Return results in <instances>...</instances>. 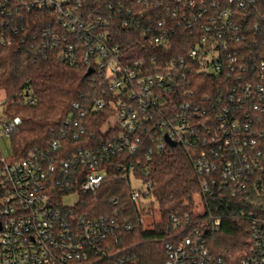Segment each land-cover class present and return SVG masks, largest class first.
<instances>
[{
    "label": "built area",
    "instance_id": "1",
    "mask_svg": "<svg viewBox=\"0 0 264 264\" xmlns=\"http://www.w3.org/2000/svg\"><path fill=\"white\" fill-rule=\"evenodd\" d=\"M224 2L222 7L219 0L209 1L217 12L201 24V34L183 57H163L149 68L120 50L110 35L113 16L106 8L88 9L86 0H0V47L85 66L100 85V97L72 102L61 135L82 140L89 113L108 109L98 128L103 136L91 133L71 151L53 138L23 158L8 161L0 154V264H135L123 234L132 223L119 222L116 209L78 214V204L64 206L62 196L76 193L82 200L115 170L117 178L129 181L142 223L141 215L157 207L146 162L154 151L170 146L165 136L188 152L206 200L217 194L238 197L250 241L240 264H264V0ZM188 4L193 7L195 1ZM204 13L202 6L192 18L174 19L173 10L172 22H147L146 40L163 46ZM244 14L251 32L243 28ZM141 18V12L127 8L117 21L139 27ZM199 72L215 74L218 83L198 97ZM113 118L116 122L103 131ZM18 122H1V133L10 135ZM145 135L151 145L141 160L135 156ZM195 216L170 214L161 264H227L207 247L221 218L209 210Z\"/></svg>",
    "mask_w": 264,
    "mask_h": 264
},
{
    "label": "trees",
    "instance_id": "2",
    "mask_svg": "<svg viewBox=\"0 0 264 264\" xmlns=\"http://www.w3.org/2000/svg\"><path fill=\"white\" fill-rule=\"evenodd\" d=\"M194 1L195 5L191 7L188 0H86L88 9L98 8L103 11L106 8L109 15L113 16L109 32L126 58L141 59L149 68L159 65L163 57L166 60L183 57L201 34V24L208 23L210 15L217 12L216 5L211 6L210 0H203V4L200 0ZM107 3H111L110 7H106ZM219 4L223 7L226 3L219 0ZM202 6L206 7V13L193 23L190 30L176 31L163 46H156L146 40L147 22L152 26L156 18L172 22L170 12L173 10L176 12L174 19H180L182 14L192 18ZM127 8H131L134 13H142L139 27L127 28L117 21L118 16H125ZM248 17V14H244L246 22L243 28L251 32ZM237 46L243 48L241 43ZM87 71L85 66L72 67L62 63L54 55L44 59L32 50L0 47V92L4 95L0 122L19 119L10 134L14 159L23 158L36 148L47 147L53 138H59L63 146L71 151L83 143L84 138L88 139L91 133L103 136L98 128L106 119L108 109L105 108L89 113L87 132L82 140L75 141L72 136L61 135L62 130L68 128L65 122L71 113L72 102L82 104L86 98L92 99L102 94L99 83L92 82L91 74ZM212 76L215 74H195L198 97L218 83ZM150 145L145 135L135 158L142 160V152ZM146 166L149 171L146 179L152 181L151 194L159 212V220L153 221L152 227L145 229L143 222H138L140 213L137 204L130 199V183L126 179L117 178L115 170L107 175L95 192L83 195L75 211L78 214L97 216L111 214L116 209L119 222L133 224V229L123 234L125 243L135 253V264H161L164 257L162 239L170 232V214L196 217L191 206L194 199L200 197L203 214L209 210L221 218L220 228L211 234L207 247L214 256L221 257L227 264H240L250 241L248 221L240 212L238 197L229 198L217 194L206 200L194 163L188 152L179 145L154 151ZM113 198L117 201L115 205L112 204Z\"/></svg>",
    "mask_w": 264,
    "mask_h": 264
},
{
    "label": "rangeland",
    "instance_id": "3",
    "mask_svg": "<svg viewBox=\"0 0 264 264\" xmlns=\"http://www.w3.org/2000/svg\"><path fill=\"white\" fill-rule=\"evenodd\" d=\"M3 100H4V95L2 92H0V115L3 107ZM115 122H116V118H113L109 123L105 125L103 131H105L111 124H114ZM0 150L2 155L8 161L12 159L13 147H12L11 138L10 135H4L1 133V122H0ZM131 185L132 187H136V183L134 180H132ZM81 198L82 197H80V195L76 193H69L67 195L62 196V203L64 206L79 204L82 201ZM191 207H192L191 210L198 215H202L204 213L203 205L200 197L194 199ZM141 218L143 220V226L145 229L152 227V222L159 220V212L157 207L153 206L151 207V210H146V212H144L141 215Z\"/></svg>",
    "mask_w": 264,
    "mask_h": 264
},
{
    "label": "water",
    "instance_id": "4",
    "mask_svg": "<svg viewBox=\"0 0 264 264\" xmlns=\"http://www.w3.org/2000/svg\"><path fill=\"white\" fill-rule=\"evenodd\" d=\"M91 71H92L91 69H88L87 73H91ZM165 140L170 146H174L175 145V143L172 142L167 136H165Z\"/></svg>",
    "mask_w": 264,
    "mask_h": 264
}]
</instances>
